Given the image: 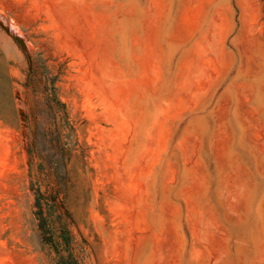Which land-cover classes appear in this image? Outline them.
Returning a JSON list of instances; mask_svg holds the SVG:
<instances>
[{"label": "rangeland", "instance_id": "rangeland-1", "mask_svg": "<svg viewBox=\"0 0 264 264\" xmlns=\"http://www.w3.org/2000/svg\"><path fill=\"white\" fill-rule=\"evenodd\" d=\"M0 264H264V0H0Z\"/></svg>", "mask_w": 264, "mask_h": 264}, {"label": "water", "instance_id": "water-1", "mask_svg": "<svg viewBox=\"0 0 264 264\" xmlns=\"http://www.w3.org/2000/svg\"><path fill=\"white\" fill-rule=\"evenodd\" d=\"M5 31L7 32V34H10V31L8 29H5ZM14 39L20 46L24 47V42L21 39L17 37H15Z\"/></svg>", "mask_w": 264, "mask_h": 264}]
</instances>
